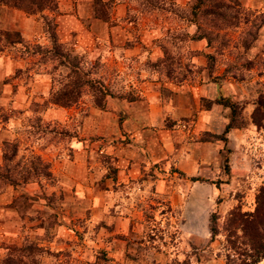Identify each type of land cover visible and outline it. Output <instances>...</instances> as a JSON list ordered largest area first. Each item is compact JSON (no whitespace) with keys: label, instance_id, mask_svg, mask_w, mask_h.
<instances>
[{"label":"rangeland","instance_id":"obj_1","mask_svg":"<svg viewBox=\"0 0 264 264\" xmlns=\"http://www.w3.org/2000/svg\"><path fill=\"white\" fill-rule=\"evenodd\" d=\"M263 103L264 0H0V264L252 260Z\"/></svg>","mask_w":264,"mask_h":264},{"label":"trees","instance_id":"obj_2","mask_svg":"<svg viewBox=\"0 0 264 264\" xmlns=\"http://www.w3.org/2000/svg\"><path fill=\"white\" fill-rule=\"evenodd\" d=\"M56 51L61 52L59 48H56ZM260 111H263L264 117V103L260 108H256L254 113H260ZM261 118L262 114L260 115V119ZM255 122L257 123L258 121L255 120ZM260 195L255 212L249 215L236 213L238 215L235 214L236 216H234L243 235H247L253 246H255L253 249L254 253H247V255L250 253L249 255L252 257V260L244 261L239 264H258L260 259L264 258V188ZM232 223L233 222H231V225L229 224V227H233ZM2 264H21V262L14 257H7L3 260Z\"/></svg>","mask_w":264,"mask_h":264},{"label":"crops","instance_id":"obj_3","mask_svg":"<svg viewBox=\"0 0 264 264\" xmlns=\"http://www.w3.org/2000/svg\"><path fill=\"white\" fill-rule=\"evenodd\" d=\"M262 261L264 262V259ZM262 261H261V264L263 263Z\"/></svg>","mask_w":264,"mask_h":264}]
</instances>
